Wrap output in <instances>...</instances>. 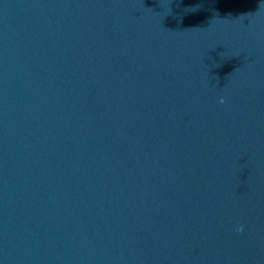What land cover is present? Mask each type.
<instances>
[{"label":"water","instance_id":"1","mask_svg":"<svg viewBox=\"0 0 264 264\" xmlns=\"http://www.w3.org/2000/svg\"><path fill=\"white\" fill-rule=\"evenodd\" d=\"M0 264H264V0H0Z\"/></svg>","mask_w":264,"mask_h":264},{"label":"clouds","instance_id":"2","mask_svg":"<svg viewBox=\"0 0 264 264\" xmlns=\"http://www.w3.org/2000/svg\"><path fill=\"white\" fill-rule=\"evenodd\" d=\"M221 103H223V99H221ZM242 230H243L242 227H240V228L237 229V231H242Z\"/></svg>","mask_w":264,"mask_h":264}]
</instances>
